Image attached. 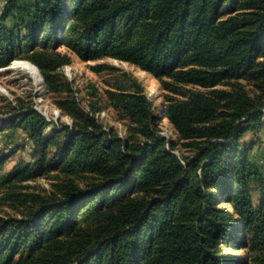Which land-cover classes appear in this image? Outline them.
I'll use <instances>...</instances> for the list:
<instances>
[{
  "label": "trees",
  "instance_id": "obj_1",
  "mask_svg": "<svg viewBox=\"0 0 264 264\" xmlns=\"http://www.w3.org/2000/svg\"><path fill=\"white\" fill-rule=\"evenodd\" d=\"M61 47L158 80L177 96L162 114L194 155L175 154L174 141L167 148L136 77L127 90L109 91L131 124L128 138L68 99L61 108L78 121L62 129L50 157L61 130L45 135L44 115L21 112L15 125L34 144L38 175L62 166L93 180L68 182L50 197L10 193L6 200L24 211L0 216V264H264V199L259 208L253 201L264 172L241 142L264 126V0H7L0 69L25 60L45 87H58L48 75L69 60ZM6 158L0 151V168ZM237 245L249 248L246 257L226 252Z\"/></svg>",
  "mask_w": 264,
  "mask_h": 264
},
{
  "label": "rangeland",
  "instance_id": "obj_2",
  "mask_svg": "<svg viewBox=\"0 0 264 264\" xmlns=\"http://www.w3.org/2000/svg\"><path fill=\"white\" fill-rule=\"evenodd\" d=\"M6 6L7 0H0V18ZM8 23L10 25L11 21ZM56 52L69 59L53 73L55 78L52 73L48 75L49 79L57 82L58 87H45L41 73L43 81L36 84L29 73L12 68L14 62L9 69H0V151L7 156L0 168V216L20 217L24 211L20 204H12V201L6 200L10 193L21 191L50 197L58 194L57 191L68 182L84 188L87 182L93 180V176L89 174L68 175L62 171V166V169H42V174L38 175L40 169L36 165L38 156L35 154L34 144L25 129L15 125L20 121L19 114L30 108L47 118L49 126L45 135L51 134L53 129L61 130L58 139L50 146V157L58 152L63 141L65 131L62 129L69 127L72 131L78 121V115L74 116L61 108L65 107L63 102L68 99L75 100L77 109L93 117L104 130L115 132L121 138H128L132 134L129 129L131 124L113 107L109 91L127 90L129 80L136 77L142 81L154 103L157 132L165 138L167 148L170 149V142L174 141L178 144L175 154L181 156L183 153L190 157L194 155L190 150L184 151L178 132L162 114L167 100L171 96H177L164 90L158 80L145 72L140 75V70L135 66L115 59L83 61L66 47H61ZM54 111L62 114L61 117H55ZM241 142L249 144L251 159L264 172V126L247 132ZM11 174L14 175L7 180ZM263 199L264 187L254 186L253 201L256 208L260 207ZM219 208L229 210V204L222 202ZM238 236L240 240L245 239V234L238 233ZM240 246L226 249V252L235 257H246L249 248L239 249Z\"/></svg>",
  "mask_w": 264,
  "mask_h": 264
},
{
  "label": "bare ground",
  "instance_id": "obj_3",
  "mask_svg": "<svg viewBox=\"0 0 264 264\" xmlns=\"http://www.w3.org/2000/svg\"><path fill=\"white\" fill-rule=\"evenodd\" d=\"M11 67L12 68H17V69H20V70H22L24 72L29 73L36 84H39L42 81L39 69L31 62H28V61H25V60H16L12 64ZM142 74H143V72H140V75H142ZM54 115H55V117H59V116L61 117V114H59L58 111H54Z\"/></svg>",
  "mask_w": 264,
  "mask_h": 264
},
{
  "label": "water",
  "instance_id": "obj_4",
  "mask_svg": "<svg viewBox=\"0 0 264 264\" xmlns=\"http://www.w3.org/2000/svg\"><path fill=\"white\" fill-rule=\"evenodd\" d=\"M10 67H6V68H2L1 70H4V69H9ZM41 80L43 81L42 77H41Z\"/></svg>",
  "mask_w": 264,
  "mask_h": 264
}]
</instances>
